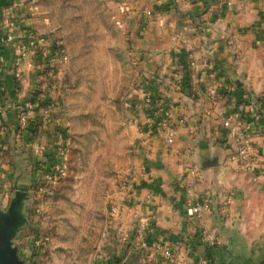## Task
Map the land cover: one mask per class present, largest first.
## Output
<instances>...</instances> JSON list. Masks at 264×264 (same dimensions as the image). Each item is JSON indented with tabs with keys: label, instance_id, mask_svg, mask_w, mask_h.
Returning a JSON list of instances; mask_svg holds the SVG:
<instances>
[{
	"label": "crops",
	"instance_id": "crops-1",
	"mask_svg": "<svg viewBox=\"0 0 264 264\" xmlns=\"http://www.w3.org/2000/svg\"><path fill=\"white\" fill-rule=\"evenodd\" d=\"M9 1L0 0V22L17 23L16 2ZM124 3L127 12L118 23L136 56L140 96L151 103L136 106L132 120L138 131L130 160L135 182L131 200L124 196L117 225L123 261L169 264L150 246L160 241L176 248L183 263L206 256L215 264H264V0ZM35 57L32 53L15 67L10 49L0 47V140L13 158L27 163L26 169L39 159L30 156L34 145L44 147V154L53 149L52 128L65 116L56 103L51 122H42L39 110L33 112L32 124L39 125L33 139L30 129L18 128V109L32 92L42 88L41 95L55 98L46 83L36 84ZM160 107L166 116L154 114ZM229 116L252 132L255 172L229 157L234 137L222 125ZM148 117L157 122L167 117L173 125L171 142L168 130L151 128ZM3 155L0 144L1 207L15 175ZM213 158L215 165H202ZM205 191L212 205L200 223L189 207ZM143 220L144 235L138 236Z\"/></svg>",
	"mask_w": 264,
	"mask_h": 264
},
{
	"label": "rangeland",
	"instance_id": "rangeland-1",
	"mask_svg": "<svg viewBox=\"0 0 264 264\" xmlns=\"http://www.w3.org/2000/svg\"><path fill=\"white\" fill-rule=\"evenodd\" d=\"M14 2L19 19L0 22V47L10 49L15 67L33 53L36 84L46 83L55 97L41 95L42 88L32 92L18 109V128L30 129L33 139L39 126L32 124L35 109L42 122H51L56 103L65 114L52 128L53 149L45 154L40 145L31 149L30 156L39 159L29 169L0 140L15 173L12 193L0 209L6 210L20 192L22 219L11 236L16 255L22 264H139L135 258L123 261L117 235L124 196L131 200L125 173L138 133L132 120L138 105L151 103L140 96L136 56L118 23L128 5L124 0L9 1ZM22 19L32 22L23 24ZM8 33L12 40H5ZM16 47L24 56H17ZM164 112L160 107L154 114ZM22 113L28 116L24 124ZM140 223L137 235L143 236Z\"/></svg>",
	"mask_w": 264,
	"mask_h": 264
},
{
	"label": "built area",
	"instance_id": "built-area-1",
	"mask_svg": "<svg viewBox=\"0 0 264 264\" xmlns=\"http://www.w3.org/2000/svg\"><path fill=\"white\" fill-rule=\"evenodd\" d=\"M149 15L150 12H147ZM184 28V27H183ZM5 40L9 41L12 40L11 35L8 33L7 38ZM17 56L21 53L24 56L23 51L20 50V47H16ZM1 87V86H0ZM27 109L31 110L32 106L30 103L26 104ZM46 109H50V106H47ZM167 113L164 112V116ZM28 116L25 113H22L19 117L21 123H25ZM155 125L159 127H163L168 130V141L171 142L172 140V131L173 125L167 119V117L163 118L160 122L156 121L155 118L150 119ZM223 127L229 131V133L234 137V148L230 152L229 157L231 160H234L240 163L246 170L250 172H255L257 166L253 161V153H254V146L252 142V132L250 131L248 125L240 122L238 118H234L233 116H229L228 118L224 119L222 123ZM125 176L127 177L125 183H128L129 187L132 189L129 191L128 194L133 193V182H135V178L133 175V170L131 168V164L126 167ZM232 194L226 196V201L231 199ZM212 205V196L209 191H205L201 196H199L189 207L192 217L198 222H202L204 216L211 211ZM112 213L116 211L115 207L111 208ZM143 223V224H142ZM146 220L141 221V227L139 231L141 232L145 228ZM206 241L211 245L214 243V239L211 236L205 235L204 236ZM151 248L154 250H159L161 257L166 260L169 264H215L211 261L210 258L206 256H202L195 262L191 263H183L179 260L178 254L174 251L173 247L166 244H159V243H152Z\"/></svg>",
	"mask_w": 264,
	"mask_h": 264
},
{
	"label": "water",
	"instance_id": "water-1",
	"mask_svg": "<svg viewBox=\"0 0 264 264\" xmlns=\"http://www.w3.org/2000/svg\"><path fill=\"white\" fill-rule=\"evenodd\" d=\"M235 84L240 85L235 81ZM217 159H210L202 163L203 166H212ZM20 205V192L17 190L10 199L6 210L0 209V264H22L16 255L15 247L12 245L11 236L14 228L21 222V215L18 213Z\"/></svg>",
	"mask_w": 264,
	"mask_h": 264
}]
</instances>
